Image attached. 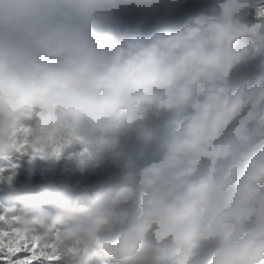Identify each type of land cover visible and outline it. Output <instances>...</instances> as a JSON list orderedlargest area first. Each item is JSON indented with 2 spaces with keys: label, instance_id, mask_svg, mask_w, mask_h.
<instances>
[{
  "label": "clouds",
  "instance_id": "obj_1",
  "mask_svg": "<svg viewBox=\"0 0 264 264\" xmlns=\"http://www.w3.org/2000/svg\"><path fill=\"white\" fill-rule=\"evenodd\" d=\"M181 2L0 0V215L66 264H264V0Z\"/></svg>",
  "mask_w": 264,
  "mask_h": 264
},
{
  "label": "rangeland",
  "instance_id": "obj_2",
  "mask_svg": "<svg viewBox=\"0 0 264 264\" xmlns=\"http://www.w3.org/2000/svg\"><path fill=\"white\" fill-rule=\"evenodd\" d=\"M201 3V0H182V2L171 9L168 13L160 11L156 14H153L146 21V26H151L155 22L162 24H171L181 18L184 14L194 10ZM138 18V14L132 12L125 19L131 23H134ZM248 18H252V10H249ZM264 59V54L257 57L255 60L250 62V65L255 67L259 64V61ZM258 72H264V69L256 68ZM116 162L111 158H108L104 161V167L106 169H111L115 167ZM19 169L17 174V184H22L26 181L29 174L32 176L34 184L44 182L45 180H50L54 184V188L57 190L70 192L72 191V184L77 178L76 175L71 171L72 165L71 162L66 159H60L54 165L49 162L37 159L32 163H29L27 158H22L19 161ZM65 182H67L65 184ZM11 204H18V198L15 195L10 194L9 192L0 188V214L3 213L5 206ZM6 225L3 221H0V228H5ZM31 253L21 248L20 251L15 252L14 254H8L7 252H0V264H18L19 261L24 260L26 257H29ZM31 264H66L63 259H55L53 261H48L44 257L32 260Z\"/></svg>",
  "mask_w": 264,
  "mask_h": 264
},
{
  "label": "snow or ice",
  "instance_id": "obj_3",
  "mask_svg": "<svg viewBox=\"0 0 264 264\" xmlns=\"http://www.w3.org/2000/svg\"><path fill=\"white\" fill-rule=\"evenodd\" d=\"M0 221L6 225L5 228H0V252L14 254L24 248L31 255L18 264H31L32 260L40 257L46 258L48 261L57 259L56 249L54 245H50L47 249L41 248L35 241L29 240L23 236L18 229L12 227V221L7 217L0 215Z\"/></svg>",
  "mask_w": 264,
  "mask_h": 264
}]
</instances>
